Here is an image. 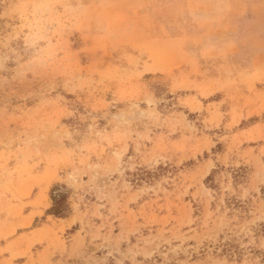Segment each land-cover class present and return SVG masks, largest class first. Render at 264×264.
Instances as JSON below:
<instances>
[{
	"label": "rangeland",
	"instance_id": "obj_1",
	"mask_svg": "<svg viewBox=\"0 0 264 264\" xmlns=\"http://www.w3.org/2000/svg\"><path fill=\"white\" fill-rule=\"evenodd\" d=\"M151 1L0 0V264H264V0L202 59Z\"/></svg>",
	"mask_w": 264,
	"mask_h": 264
},
{
	"label": "crops",
	"instance_id": "obj_2",
	"mask_svg": "<svg viewBox=\"0 0 264 264\" xmlns=\"http://www.w3.org/2000/svg\"><path fill=\"white\" fill-rule=\"evenodd\" d=\"M255 1L152 0L151 3H145L142 8H139L143 12H149L148 21L152 23L154 29L158 25L163 27L168 42L178 41L177 38L181 40V43L186 42L188 46L184 51L188 58H203L199 53L196 55L195 50L192 49L193 46H189V43H193L195 39L200 45L211 44L216 50H221V53H227L228 57L232 58L231 56L234 55L230 54L237 52V47L244 43L247 28L250 25L243 19L248 16L252 8L256 7ZM172 26L179 30L176 37L169 29ZM255 38L264 45V32Z\"/></svg>",
	"mask_w": 264,
	"mask_h": 264
},
{
	"label": "trees",
	"instance_id": "obj_3",
	"mask_svg": "<svg viewBox=\"0 0 264 264\" xmlns=\"http://www.w3.org/2000/svg\"><path fill=\"white\" fill-rule=\"evenodd\" d=\"M49 212L54 214V215L62 214V212H63L62 198L57 199V200H53V206L49 210Z\"/></svg>",
	"mask_w": 264,
	"mask_h": 264
}]
</instances>
